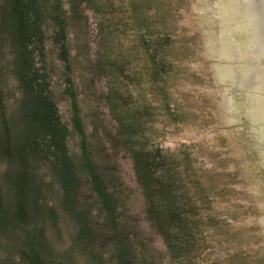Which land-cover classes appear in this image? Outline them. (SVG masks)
Listing matches in <instances>:
<instances>
[{"label":"rangeland","instance_id":"rangeland-1","mask_svg":"<svg viewBox=\"0 0 264 264\" xmlns=\"http://www.w3.org/2000/svg\"><path fill=\"white\" fill-rule=\"evenodd\" d=\"M79 1L82 4L77 13L69 11L68 0H63L68 24L58 27L60 39L54 41L55 28L49 27L44 42L46 67L66 127L69 154H82L84 135L91 161L88 164L116 171L113 173L120 177L127 202L120 223L124 225L125 220L133 224L125 232L135 243L132 254L137 264H264V167L260 153L252 148L212 0H145L144 19L139 16V7L131 9L135 0H89L86 7L88 0ZM131 17L138 27L130 26ZM141 34H149L146 40L157 38V46L162 39L171 44L162 53L170 67L152 63L156 54L132 43ZM1 36V88L16 140L27 128V119L18 113L21 93L9 42L4 40L8 33ZM157 46L152 44L151 49L159 51ZM127 63H131L129 67ZM67 81L72 92L65 95ZM139 112L143 118L138 126L150 143L148 151L175 156L173 164L175 160L179 164L193 161L205 169L207 165H217L213 169L222 165L224 171V166H229L227 154L234 153L240 159L239 168L244 170L240 177H229L230 181L218 180L231 190L228 196L208 203L199 200L204 204L194 228L199 246L187 249L189 257L185 253L178 256L179 250L168 245L145 216V196L129 153L136 146L130 147L119 129ZM75 113L79 132L73 127ZM53 169L50 164L44 178L48 189L43 201L56 212L57 228L50 219L44 222L46 243L54 260L59 264H117L112 245L79 244L77 226L61 205ZM4 172L5 165L0 164V177ZM81 193L91 197L84 189ZM179 236L172 234L171 238ZM18 246V242L0 235V264H27L21 260Z\"/></svg>","mask_w":264,"mask_h":264},{"label":"trees","instance_id":"trees-1","mask_svg":"<svg viewBox=\"0 0 264 264\" xmlns=\"http://www.w3.org/2000/svg\"><path fill=\"white\" fill-rule=\"evenodd\" d=\"M144 1L135 0L131 6V9L140 8L141 19H144L147 10L143 7ZM68 3L69 11L80 13L79 4L82 3L79 0H68ZM88 3L89 0L85 1V7ZM133 14L132 11L130 15ZM131 21V27H138L135 18L131 17ZM67 24L63 0H0V40L2 34L8 33L4 40L9 42L13 73L21 93L18 113L27 119V128L15 140L9 126L12 116L7 113L0 77V164L5 165L3 178L0 177V235L19 243L18 254L27 264H59L54 260L44 233V222L48 219L57 228L54 208L43 201L48 189L44 178L48 176L51 164L54 184L61 190V205L77 226L79 244L89 247L112 245L117 264H137V257L132 254L135 243L127 238L130 233L125 232L133 224L125 220L124 225L120 223L119 216H123L127 205L120 177L114 174L116 171L113 173L106 167L95 168L88 164L91 161L87 158L84 135L81 155H72L67 151V131L53 95L44 51L49 27L55 28L53 39L57 41L60 39L58 27ZM147 35L134 37L132 43L155 53L152 63L170 67L171 64L164 58L166 55L162 53L171 44L164 46V40H159L157 46L154 43L157 38L148 39L150 43H147ZM152 44L159 47L160 52L151 49ZM2 45L0 41V47ZM58 56L61 58V55ZM129 64L125 66L129 67ZM71 92V83L67 81L64 93ZM142 118L143 114L139 112L121 124L119 129L126 135L128 145L136 146L130 148L129 153L136 179L145 196V216L149 226L166 238L168 245L179 250L178 256L185 253L189 257L187 249L192 245L199 246L195 241L198 231L194 229L198 224L196 217L204 209L199 200L208 203L228 196L231 190L225 184L220 185L218 180L225 178L230 181L233 175L236 178L242 176L244 170L239 168L240 159L234 153L227 154L229 166H224L227 171L220 168L222 165L215 169L213 167L217 165H207V169L197 167L193 161L179 164L175 160L173 164L175 156L147 150L146 146L150 143L142 133V127L138 126ZM76 126L75 113L73 127L79 132ZM218 170L224 172L219 173L221 171ZM82 189L91 197L84 196ZM246 197L252 201L249 196ZM172 234L183 237L173 240Z\"/></svg>","mask_w":264,"mask_h":264},{"label":"water","instance_id":"water-1","mask_svg":"<svg viewBox=\"0 0 264 264\" xmlns=\"http://www.w3.org/2000/svg\"><path fill=\"white\" fill-rule=\"evenodd\" d=\"M254 152L264 167V0H212Z\"/></svg>","mask_w":264,"mask_h":264},{"label":"flooded vegetation","instance_id":"flooded-vegetation-1","mask_svg":"<svg viewBox=\"0 0 264 264\" xmlns=\"http://www.w3.org/2000/svg\"><path fill=\"white\" fill-rule=\"evenodd\" d=\"M167 39H168V38H167ZM162 40H164V39H162ZM167 43H168V42H167L166 39H165V40H164V46L167 45Z\"/></svg>","mask_w":264,"mask_h":264}]
</instances>
